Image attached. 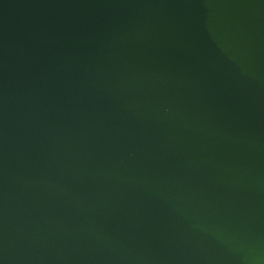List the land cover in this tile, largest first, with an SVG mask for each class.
Segmentation results:
<instances>
[{
	"label": "water",
	"instance_id": "95a60500",
	"mask_svg": "<svg viewBox=\"0 0 264 264\" xmlns=\"http://www.w3.org/2000/svg\"><path fill=\"white\" fill-rule=\"evenodd\" d=\"M0 264H264V0H0Z\"/></svg>",
	"mask_w": 264,
	"mask_h": 264
}]
</instances>
